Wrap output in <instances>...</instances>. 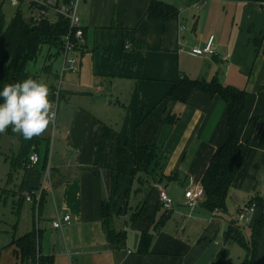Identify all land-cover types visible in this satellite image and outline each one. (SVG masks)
Instances as JSON below:
<instances>
[{"label": "crops", "instance_id": "crops-1", "mask_svg": "<svg viewBox=\"0 0 264 264\" xmlns=\"http://www.w3.org/2000/svg\"><path fill=\"white\" fill-rule=\"evenodd\" d=\"M154 1L172 5L178 15L168 20L145 18ZM80 2L85 42L75 53L78 88L89 81L104 82L96 90L99 98L104 86L115 84L117 96L115 101L107 96L105 100L90 98L87 102L88 98H83L72 103L78 93L70 89L73 81L65 93L60 90L65 106L57 121L60 119L62 129H67V142L54 147L47 161L49 185L41 212L36 213L41 223V253L53 256L54 264H195L190 259L195 241L185 236L188 226L204 222L198 238L209 242L214 236L223 247L228 222L217 218L220 212L210 216L202 202L191 214L184 194L188 187L201 186L213 155L229 137L228 105L219 95L203 90H194L185 103L172 101L169 92L186 76L205 82L217 79L247 93L237 142L249 144L248 156L230 189L225 212L230 218L258 198L262 207L256 209L246 228L252 230L264 210V5L227 0ZM212 36L215 56L192 53L193 49H203ZM46 66L52 69L54 65L50 62ZM105 126L137 146L156 147L161 166L155 181L144 178L145 183L139 185L136 178L127 177L122 195L112 194V169L117 166L114 137L95 167ZM43 135L40 137L45 140ZM40 156L35 168L15 172L23 179L13 195L20 208L24 203L32 204L33 215L37 204L34 196L39 194L46 169L44 156ZM156 184L165 188L174 202L162 227L158 224L167 213L159 202ZM28 196H33L32 202L26 201ZM105 201L111 203L114 229L125 238V247L120 250L111 245L104 231ZM142 209L146 215L134 220ZM60 213L71 215L72 223L55 229L53 223ZM35 225L23 235L32 232ZM146 233L152 234L153 240L150 252L143 255L138 249ZM12 249L13 264H17L19 258ZM257 264H264V227Z\"/></svg>", "mask_w": 264, "mask_h": 264}, {"label": "trees", "instance_id": "trees-1", "mask_svg": "<svg viewBox=\"0 0 264 264\" xmlns=\"http://www.w3.org/2000/svg\"><path fill=\"white\" fill-rule=\"evenodd\" d=\"M65 4H70L72 0H59ZM238 2H253L264 5V0H227ZM178 10L170 4L161 1H154L145 13L147 19H171L178 15ZM69 30L68 20L60 17L56 22L43 20L40 23H34L30 19L27 21L21 11H17L10 24L6 25L2 13H0V38L4 41L2 61L0 64V90L5 84L21 81L27 77L38 79V76L29 70L30 64L35 62L43 45H52L58 52L63 50V38ZM51 67L46 66L44 69ZM194 90H203L211 95H219L228 105V128L229 137L219 150L213 155L209 166L201 180V186L204 190L202 206L210 213L225 212L227 210V199L230 189L235 179L245 165L249 144L238 143L237 136L241 126V117L245 111L247 93L244 90L234 87L224 86L217 79L211 82H205L197 79L183 77L175 83L169 97L174 102L185 103L190 98ZM55 92L54 90H52ZM62 94L60 92V99ZM114 137L117 144V166L112 169V191L115 188L119 194L113 195L120 197L122 195V185L127 177H134L133 172H145L147 180L155 181L156 174L161 166L159 154L156 147L137 146L134 142L115 133L110 127L103 128L100 142L98 143V156L95 164L105 150L110 139ZM126 141V148L121 146V140ZM42 138L36 137L31 140L23 139L19 148L18 156L14 159L7 158L10 161L9 176L15 174L18 168L27 170L28 163L32 154L40 153V143ZM48 154V152H47ZM40 156V154H39ZM41 160V156H40ZM45 168L47 169L48 158H43ZM45 169V171H46ZM52 176L54 175L51 171ZM116 175V177L114 176ZM177 174L173 179L178 178ZM115 177V178H114ZM138 184L143 185L145 179L142 176L137 178ZM43 196L39 201L37 214L41 212ZM20 204V203H18ZM255 204L257 208L262 207V201L258 198L251 199L247 205ZM103 226L105 234L111 245L120 250L125 247V238L122 233L117 232L112 223V209L110 202H104L102 206ZM166 212V211H165ZM161 220L162 227L169 217L168 213ZM146 212L142 209L134 216L137 220ZM157 225V226H158ZM156 226V229H159ZM264 227V210L262 217L251 230L250 240L247 241L244 234V228L229 218L228 227L223 234V247L220 250L217 259L212 264H225L229 258L227 246L229 244H238L245 249L246 256L242 264H257V254L261 234ZM153 240L152 234H143L140 241L138 253L148 254ZM11 246L15 248V253L19 258L17 264H54L53 256H45L40 250V230L35 229L23 236L13 238Z\"/></svg>", "mask_w": 264, "mask_h": 264}, {"label": "rangeland", "instance_id": "rangeland-1", "mask_svg": "<svg viewBox=\"0 0 264 264\" xmlns=\"http://www.w3.org/2000/svg\"><path fill=\"white\" fill-rule=\"evenodd\" d=\"M81 2L79 7V13L82 9ZM0 6L1 13L4 17L6 25L11 23L17 11H21L22 15L27 21H29L34 15L38 14L36 9L30 8V5L25 2L21 5L20 8H17L11 6L9 0H1ZM48 17L51 22H56L58 18L54 12H50ZM3 46L4 41L2 40V38H0V64L3 55ZM52 47L54 46L43 45L37 60L31 63L29 67L31 73L38 76V79L42 78L45 80V82L49 85L51 91L55 88V90H62L65 93V87H67V85H69V83L73 81L72 83L74 85L70 86V89L73 92L78 91V93L74 95L76 96V98L74 96L72 97V103H75L76 101H81L83 100V98H88L87 102L88 100H91L90 98H92V100L96 98L100 100L103 98L105 100L107 96L109 98H115L114 101L116 100L115 95L117 96L116 93L118 87L115 84L112 87L110 86V84H108L109 87L104 86L103 96L98 98L99 95L96 90L98 89V87H102V84L104 85V82L95 84L94 82L89 81L87 84L81 83L82 88H78L80 84L78 75L74 73H66L65 75H62L60 67V64L63 60L62 54L61 52H58L56 48ZM74 56L76 57V54H74ZM50 62H52L54 65L51 69V72H49V68L47 69V71L46 69H44L46 65ZM56 71L59 72L57 73ZM115 91L116 93H114ZM80 92H83L82 94L84 95L80 94ZM53 94L54 92H52L51 97L53 96ZM82 104L84 105L85 103L82 102ZM64 106V97H62L59 101V110L57 113V118H59L58 115L60 109L63 110ZM55 122L56 123L54 124L53 122L50 124L49 128L46 131L47 135H43L44 137H46V139L41 140L40 154L43 155L44 158L47 157L48 159L49 156H52L54 147L56 148L57 145L65 144L67 142V129L66 131L62 129L60 125V119L58 121L56 119ZM23 139L24 138L22 136L13 133L11 129H9L6 134L0 135L1 149L4 146L6 147V150L4 147L2 151H0V264L14 263L15 258L12 249L13 247L11 246V242L14 237L22 236L24 233H26L25 229H28L30 226H33L34 222L36 224V228L38 227L39 229V227H41V223L38 221V217L36 214L38 208L37 204L35 206V215H33L34 212L32 204L24 203L21 208L19 207L18 203H20V201L14 197L13 193L18 192L23 176H16V173L9 176L10 166L9 163L5 161L6 158L3 155L4 152L6 153L7 157L11 159L17 157L19 153V147L21 146V141ZM126 141L128 140H121L122 147L126 148ZM133 173L134 177L136 178V183H138L137 178L139 176H142V178H147V174L145 172L140 173V171H138L136 173ZM114 176L116 177V175ZM48 183L46 187H48ZM113 192L115 195L119 194L116 189V183L112 193ZM198 212L202 213L203 211L199 210ZM209 215L212 216V213H209ZM216 216L220 220L225 219L226 222H229V217L226 212H220L219 214L217 213ZM204 224V222L192 223L188 226L187 230L185 231V236L190 237L192 241H195V244L192 247L193 251L190 254L191 262H194L195 264H212L217 259L218 254L222 248L221 246H219V244H217L218 240H213L214 236H211L209 242H205V237L198 238L202 234ZM244 234L246 236L247 241L250 240L251 230L245 228ZM227 249L229 251V258L227 259V262L225 264L243 263V260L245 258L244 248H242L238 244L232 243Z\"/></svg>", "mask_w": 264, "mask_h": 264}, {"label": "built area", "instance_id": "built-area-1", "mask_svg": "<svg viewBox=\"0 0 264 264\" xmlns=\"http://www.w3.org/2000/svg\"><path fill=\"white\" fill-rule=\"evenodd\" d=\"M1 1V0H0ZM10 5L13 7L20 8L21 5L25 2L30 5V8L37 10L38 14L34 15L31 20L34 23H40L43 20H49L50 12H54L58 18L63 17L68 20L69 30L67 35L63 38V65L61 68L62 75L66 73H75L79 70V63L77 57L74 54L79 51L81 46L85 42V32L79 16V2L80 0H72L70 4L62 3L59 0H9ZM1 13V6H0ZM57 18V19H58ZM214 40L212 36L209 38L206 46L203 49H193L192 53L196 56H215L216 52L214 49ZM129 48V46H126ZM50 99L54 102L55 105V118L53 124L56 123L57 113L59 110V101H60V90H55L54 94ZM40 163V156L37 153H34L30 157L27 169L31 170L35 168ZM44 181L40 185L39 194L34 196L36 198L37 204L41 199L42 194L46 191L47 183L50 179V171L47 167L44 174ZM155 188L158 191L159 202L166 212H171L174 208V202L171 198L169 192L160 186L159 184L155 185ZM186 200V206L192 214L196 207L203 201L204 190L202 186H191L188 187L184 194ZM27 202L33 201V196L26 197ZM257 207L255 204L242 206L239 211L233 215L231 220L243 227L247 228L251 223V218L253 217ZM218 212V211H217ZM72 223V217L69 214L60 213L57 217V220L53 223L55 229H61L64 225H70Z\"/></svg>", "mask_w": 264, "mask_h": 264}, {"label": "clouds", "instance_id": "clouds-1", "mask_svg": "<svg viewBox=\"0 0 264 264\" xmlns=\"http://www.w3.org/2000/svg\"><path fill=\"white\" fill-rule=\"evenodd\" d=\"M44 79L27 77L0 90V135L9 129L25 140L43 135L55 118V105Z\"/></svg>", "mask_w": 264, "mask_h": 264}]
</instances>
